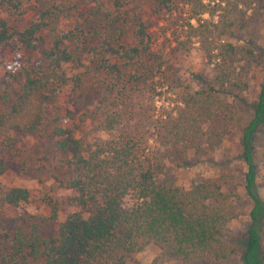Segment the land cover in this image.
Instances as JSON below:
<instances>
[{
    "label": "trees",
    "instance_id": "obj_1",
    "mask_svg": "<svg viewBox=\"0 0 264 264\" xmlns=\"http://www.w3.org/2000/svg\"><path fill=\"white\" fill-rule=\"evenodd\" d=\"M248 12H264V0H0V52L44 46L32 69L6 68L9 77L18 71L22 83L0 110V205L48 208L45 218L15 229L1 264H129L151 245L186 262L240 253L243 264H262L264 203L252 140L264 113V84L241 137L251 202L241 241L230 233L222 184L200 179L186 189L158 179L163 160L201 143L218 148L237 119L225 97L247 90L239 62L257 57L254 48L239 45ZM157 18L173 37L165 49L155 36ZM223 35L235 42L221 43ZM195 43L217 69L212 84L199 90L181 81L169 55L188 53ZM88 84L99 101L93 115L103 116L108 136L83 140L59 126L48 134L65 167L55 177L68 192L64 207L51 195L4 186L2 155L13 135L44 133L48 103L64 89L79 96ZM43 223L55 226L51 235H41Z\"/></svg>",
    "mask_w": 264,
    "mask_h": 264
},
{
    "label": "rangeland",
    "instance_id": "obj_2",
    "mask_svg": "<svg viewBox=\"0 0 264 264\" xmlns=\"http://www.w3.org/2000/svg\"><path fill=\"white\" fill-rule=\"evenodd\" d=\"M242 14V13H241ZM240 16V14H239ZM245 27L239 32V45L254 48L257 57L248 65L239 62V77L247 84V90L239 92L237 97H225L227 102L234 103L237 119L229 123L227 134L221 145L211 150L205 143L198 149H192L185 155L163 160L159 181L189 188L200 179H211L222 184V190L229 196L230 233L235 241H241L249 225L248 213L251 202L244 191L243 176L246 166L242 160L241 137L244 128L253 118L254 107L264 84V12H248L243 15ZM29 19V17H28ZM155 36L158 47L168 48L173 41L171 31L164 34L165 21L154 19ZM166 35V36H165ZM220 42H235V38L219 37ZM172 42L169 50L175 48ZM44 46L38 45L35 51L18 50L14 45L0 52V110L7 95H12L22 83L18 71L14 76H7L6 68L20 64V68L32 69L42 60ZM170 61L173 70L180 76L184 84L191 90L207 88L212 84L217 73L215 63H208L200 43L191 46L188 53L171 52ZM94 87L88 84L86 91L75 96L72 88L64 89L55 99L50 101L45 112L44 133L40 135H13L10 147L5 148L3 158L8 163L7 172L1 181L7 187H22L32 195H51L60 208L68 192L59 188L55 177L64 175L62 156L56 151L54 143L48 135L56 127L70 128L83 140L105 139L107 131L102 127L103 116L93 115L94 106L99 103ZM222 96V94H220ZM253 155L257 166L258 187L264 203V113L253 135ZM48 208L42 203L21 205L18 208L0 205V264L1 258L8 251L9 238H12L18 226L30 225L37 218H45ZM37 221V220H36ZM55 230L51 223H43L42 236H49ZM262 264H264V217L262 219ZM129 264H243L241 254H235L225 261L193 260L183 261L170 252H162L151 245L135 254Z\"/></svg>",
    "mask_w": 264,
    "mask_h": 264
}]
</instances>
